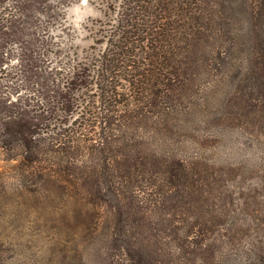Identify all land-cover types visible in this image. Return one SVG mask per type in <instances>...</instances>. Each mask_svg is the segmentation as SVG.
<instances>
[{
  "label": "trees",
  "instance_id": "obj_1",
  "mask_svg": "<svg viewBox=\"0 0 264 264\" xmlns=\"http://www.w3.org/2000/svg\"><path fill=\"white\" fill-rule=\"evenodd\" d=\"M52 11L47 0H0V149L19 158L28 189L33 178H60L39 137L52 111L72 109L73 98L35 70L39 15L50 23ZM113 37L134 127L114 161L118 226L156 264H264V0H122ZM14 57L35 93L3 83L17 78L5 66ZM84 78L76 73L68 89ZM235 129L260 148L258 160H210L168 143L191 137L201 148Z\"/></svg>",
  "mask_w": 264,
  "mask_h": 264
},
{
  "label": "rangeland",
  "instance_id": "obj_2",
  "mask_svg": "<svg viewBox=\"0 0 264 264\" xmlns=\"http://www.w3.org/2000/svg\"><path fill=\"white\" fill-rule=\"evenodd\" d=\"M47 2L54 18L46 23L39 15L36 30L44 36L35 70L73 101L67 114L52 111L39 139L61 176L58 181L33 178L32 191L25 186L31 176L17 174L19 158L6 159L0 149V264H156L117 224L114 161L129 151L134 135L126 113L133 103L130 83L118 67L112 68L110 56L122 0ZM5 66L17 73L3 81L12 85L8 90L19 86V94L27 95L40 88L22 81L16 57ZM82 72L84 86L68 89L67 83ZM247 139L235 129L201 148L191 137L168 143L184 155L199 150L210 160L253 162L261 151Z\"/></svg>",
  "mask_w": 264,
  "mask_h": 264
}]
</instances>
